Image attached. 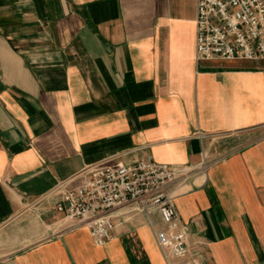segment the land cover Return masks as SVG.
I'll return each instance as SVG.
<instances>
[{"label":"crops","instance_id":"0c3cea01","mask_svg":"<svg viewBox=\"0 0 264 264\" xmlns=\"http://www.w3.org/2000/svg\"><path fill=\"white\" fill-rule=\"evenodd\" d=\"M196 0H0V264H180L159 213L103 245L55 209L94 164L151 158L200 264H264V60H195ZM60 188V189H59Z\"/></svg>","mask_w":264,"mask_h":264},{"label":"built area","instance_id":"2783aa9c","mask_svg":"<svg viewBox=\"0 0 264 264\" xmlns=\"http://www.w3.org/2000/svg\"><path fill=\"white\" fill-rule=\"evenodd\" d=\"M195 60H264V0H196ZM189 172L151 158L129 165L102 161L85 168L76 185L59 186L55 209L64 213L70 228L86 226L98 246L111 237L113 209L129 206L145 215L156 210L166 227L156 233L164 258L200 264L186 257V230L177 227L174 206L163 190Z\"/></svg>","mask_w":264,"mask_h":264}]
</instances>
